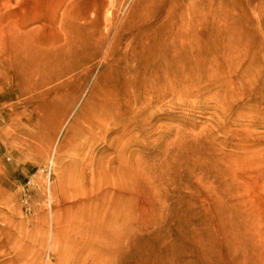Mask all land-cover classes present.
<instances>
[{
    "label": "rangeland",
    "instance_id": "obj_1",
    "mask_svg": "<svg viewBox=\"0 0 264 264\" xmlns=\"http://www.w3.org/2000/svg\"><path fill=\"white\" fill-rule=\"evenodd\" d=\"M172 1L177 42L154 15L160 47L142 61L125 36L108 49L143 0H0V264H57L59 247L71 262L88 220L73 195L126 143L113 165L138 198L111 263L264 264V0ZM167 147L193 170L185 201Z\"/></svg>",
    "mask_w": 264,
    "mask_h": 264
},
{
    "label": "bare ground",
    "instance_id": "obj_2",
    "mask_svg": "<svg viewBox=\"0 0 264 264\" xmlns=\"http://www.w3.org/2000/svg\"><path fill=\"white\" fill-rule=\"evenodd\" d=\"M143 2V7L141 9L138 10L135 8L131 14L128 17L123 18L116 27L113 40L108 49L109 56L114 55L117 44L120 43L121 39L125 36L128 40V47L132 48L133 52H136V57L139 60L148 61L160 47V45H158L159 39L150 34L152 32V26L155 25V18H153L154 15L161 20L159 23L161 30L160 37L164 38L166 35L168 40L167 42H164L166 44L170 42L168 45H173L177 42V34H175V32L173 33L172 29L168 26L170 18L175 17L174 21L176 20L177 13L173 8L174 2L172 0H154L152 3L143 0ZM142 26L147 27L146 35L137 40L138 33ZM137 31L138 33L135 34ZM135 40L137 41V44L134 43ZM107 114V110H102L100 112L99 117L101 121L107 116ZM88 118L89 121L92 120V117ZM95 125H97V123ZM127 147L128 143L124 144L120 149V154L113 157L109 162L110 174L106 173V175L100 176L95 183V176H92V181L86 179V182L89 185L86 188V191L82 194L73 195V204L75 206H78V200L84 206H87L88 212L83 216L88 220L78 230L77 241L79 242L73 244L75 247H70L71 252L65 254H69L71 262L62 260V258H64L62 256L63 252L59 247L55 253L58 259L57 264H113L111 263L112 258L116 253L118 255V262L121 261V259L124 260L123 256L126 240L124 228L129 215V211L126 208V200L138 198V196L129 195V185L126 182L122 169L117 168V166H114L113 164L118 161L119 167L123 165L126 161L124 158V152ZM164 153H169L172 159L171 167L174 175L169 174L167 177L171 182L174 181L177 174L184 172L182 177L185 179V182L174 183L172 189L173 193L179 192L178 200L185 201V199H188V194L191 193V178L193 170L187 161L183 166V172L180 171L176 158L178 152L176 153L174 148L169 150V147H167L164 150ZM217 159L218 158H211L208 160V163L214 167H219L221 161L219 163ZM225 169L227 168L225 167ZM137 171L138 174L142 173L140 167L137 168ZM221 175L223 177V184L219 185L215 181L211 188H213L215 192V197L223 201L226 200L224 198L228 193H234V189L233 185L230 183V179L226 178V181L224 178L227 174ZM137 177L142 180L144 179V177H139L138 175ZM138 178L135 180L136 187H138ZM110 180H112V184ZM145 182L146 181H143L142 184H145ZM229 196H231V194H229ZM97 211L101 212L99 213ZM89 220L94 221L88 222ZM118 223L120 224L119 226H117ZM87 230H89L92 235L89 238V242H83V239H86L87 237ZM54 241L60 243L59 238H55ZM114 247L116 249H114Z\"/></svg>",
    "mask_w": 264,
    "mask_h": 264
}]
</instances>
